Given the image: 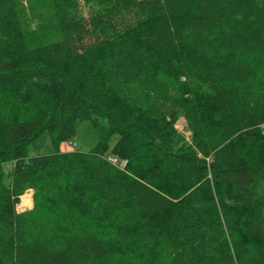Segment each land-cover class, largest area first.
Wrapping results in <instances>:
<instances>
[{
    "label": "trees",
    "instance_id": "16d2710c",
    "mask_svg": "<svg viewBox=\"0 0 264 264\" xmlns=\"http://www.w3.org/2000/svg\"><path fill=\"white\" fill-rule=\"evenodd\" d=\"M42 1L31 43L0 0V264H264V0Z\"/></svg>",
    "mask_w": 264,
    "mask_h": 264
},
{
    "label": "rangeland",
    "instance_id": "374dc122",
    "mask_svg": "<svg viewBox=\"0 0 264 264\" xmlns=\"http://www.w3.org/2000/svg\"><path fill=\"white\" fill-rule=\"evenodd\" d=\"M18 3L21 5L20 8V18L23 25L26 28V38L32 40L36 38L31 43H40L43 42L48 37H51L55 34V25L52 22L48 7L46 3L42 0H18ZM42 38V39H40ZM102 124L94 128V126L89 121H77L75 122V132L73 138L70 142H75L76 147L72 150L86 153L88 152L96 142L100 135V129ZM175 127L182 129L183 133H179ZM174 130L177 134L180 135L184 142H187L189 139V132L186 130L184 122L182 119H178L174 125ZM117 136L113 135L108 141L109 149L115 142ZM53 152V148L50 144L48 134L43 132L29 145L28 157H35L40 155H48ZM24 195H29L31 204L29 207L21 208L20 202L21 197ZM32 207V191L27 190L21 196L18 197V203L15 206L16 212H22L29 210Z\"/></svg>",
    "mask_w": 264,
    "mask_h": 264
},
{
    "label": "built area",
    "instance_id": "2783aa9c",
    "mask_svg": "<svg viewBox=\"0 0 264 264\" xmlns=\"http://www.w3.org/2000/svg\"><path fill=\"white\" fill-rule=\"evenodd\" d=\"M175 129H177V131L179 133H183V132H181V131H183L182 129H179L178 127L177 128L175 127ZM260 134L262 136H264V124L260 126ZM61 144H63V146L66 149H74L76 147V143L75 142L67 141V142H64V143H61ZM107 160H108L109 163H111L113 165H116L118 168H123L124 165H125L124 161L119 160V159H117L115 157H109V158H107Z\"/></svg>",
    "mask_w": 264,
    "mask_h": 264
},
{
    "label": "bare ground",
    "instance_id": "6f19581e",
    "mask_svg": "<svg viewBox=\"0 0 264 264\" xmlns=\"http://www.w3.org/2000/svg\"><path fill=\"white\" fill-rule=\"evenodd\" d=\"M30 204H31V201H30L29 195H24L21 197V202L19 205L21 208L29 207Z\"/></svg>",
    "mask_w": 264,
    "mask_h": 264
},
{
    "label": "crops",
    "instance_id": "0c3cea01",
    "mask_svg": "<svg viewBox=\"0 0 264 264\" xmlns=\"http://www.w3.org/2000/svg\"><path fill=\"white\" fill-rule=\"evenodd\" d=\"M58 150H59L60 152L72 151V149H66V148L63 146V144H60V145L58 146Z\"/></svg>",
    "mask_w": 264,
    "mask_h": 264
}]
</instances>
